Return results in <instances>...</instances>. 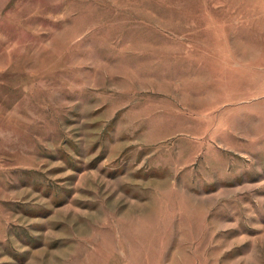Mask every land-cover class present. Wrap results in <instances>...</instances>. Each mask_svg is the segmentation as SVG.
<instances>
[{
    "label": "rangeland",
    "instance_id": "1",
    "mask_svg": "<svg viewBox=\"0 0 264 264\" xmlns=\"http://www.w3.org/2000/svg\"><path fill=\"white\" fill-rule=\"evenodd\" d=\"M0 264H264V0H0Z\"/></svg>",
    "mask_w": 264,
    "mask_h": 264
}]
</instances>
